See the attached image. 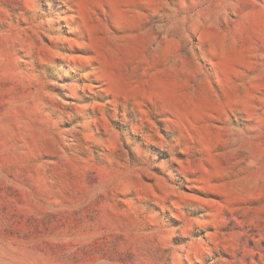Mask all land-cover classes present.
<instances>
[{"label": "rangeland", "instance_id": "374dc122", "mask_svg": "<svg viewBox=\"0 0 264 264\" xmlns=\"http://www.w3.org/2000/svg\"><path fill=\"white\" fill-rule=\"evenodd\" d=\"M0 264H264V0H0Z\"/></svg>", "mask_w": 264, "mask_h": 264}]
</instances>
